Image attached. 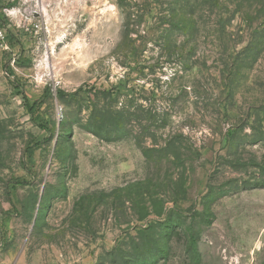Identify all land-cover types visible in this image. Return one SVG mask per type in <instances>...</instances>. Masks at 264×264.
<instances>
[{"label": "rangeland", "instance_id": "rangeland-1", "mask_svg": "<svg viewBox=\"0 0 264 264\" xmlns=\"http://www.w3.org/2000/svg\"><path fill=\"white\" fill-rule=\"evenodd\" d=\"M118 1L0 0V264H264V0Z\"/></svg>", "mask_w": 264, "mask_h": 264}, {"label": "trees", "instance_id": "trees-1", "mask_svg": "<svg viewBox=\"0 0 264 264\" xmlns=\"http://www.w3.org/2000/svg\"><path fill=\"white\" fill-rule=\"evenodd\" d=\"M128 0H119L118 1V5H121L122 7H126V2H127ZM144 1V3L146 4V3H153L155 0H150V2H149V0H143ZM157 2H159V0H156ZM166 1L167 0H164V1H160V3H166ZM175 1V3H170V5H169V10H167V11H165L166 13L167 12H170L171 14H172V16L173 15H175V13L177 12V8H178V5H179V3L176 1V0H174ZM183 13H185V12H183L182 11V14ZM176 16V15H175ZM140 17H143V14L140 16ZM183 19V18H182ZM184 20V19H183ZM79 92V90H77V91H75V93H73V94H76V93H78ZM100 93H102V94H106V92H104V91H102V92H99L98 94H100ZM128 111H129V108H128V106L127 105H121L120 106V108L118 109V110H115L114 111V115H117V114H123V113H128ZM117 130H115L114 132H116Z\"/></svg>", "mask_w": 264, "mask_h": 264}, {"label": "built area", "instance_id": "built-area-1", "mask_svg": "<svg viewBox=\"0 0 264 264\" xmlns=\"http://www.w3.org/2000/svg\"><path fill=\"white\" fill-rule=\"evenodd\" d=\"M5 31L0 27V47H5Z\"/></svg>", "mask_w": 264, "mask_h": 264}]
</instances>
